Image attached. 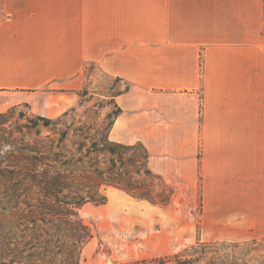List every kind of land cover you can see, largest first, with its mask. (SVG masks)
<instances>
[{
	"label": "crops",
	"instance_id": "crops-1",
	"mask_svg": "<svg viewBox=\"0 0 264 264\" xmlns=\"http://www.w3.org/2000/svg\"><path fill=\"white\" fill-rule=\"evenodd\" d=\"M87 65L125 84L109 139L197 188L207 239L264 237V0H0V112L60 115Z\"/></svg>",
	"mask_w": 264,
	"mask_h": 264
},
{
	"label": "trees",
	"instance_id": "trees-1",
	"mask_svg": "<svg viewBox=\"0 0 264 264\" xmlns=\"http://www.w3.org/2000/svg\"><path fill=\"white\" fill-rule=\"evenodd\" d=\"M120 111L117 107L114 118ZM62 116H39L49 133L37 130L31 139L0 133V264H81L93 232L78 211L86 203L104 204L108 187L162 207L172 199L174 188L152 171L141 142L110 140L112 121L102 131L73 128L74 136L90 139L89 144H68L70 127L59 126ZM241 246L198 241L153 263L264 264V256L249 258Z\"/></svg>",
	"mask_w": 264,
	"mask_h": 264
},
{
	"label": "rangeland",
	"instance_id": "rangeland-1",
	"mask_svg": "<svg viewBox=\"0 0 264 264\" xmlns=\"http://www.w3.org/2000/svg\"><path fill=\"white\" fill-rule=\"evenodd\" d=\"M124 88V82L118 78L87 65L76 102L58 115L67 113L59 125L70 127L67 143L82 140L89 144L90 139L74 136L72 129L76 127L90 128L91 132L107 130L117 108L114 97ZM0 113V133L13 132L15 137L23 134L27 139L34 138L37 130L40 135L49 133L44 121L38 118L43 115L32 111L28 104L15 105ZM105 194L104 204L86 203L78 211L93 232V238L83 249L81 264H154V258L183 253L198 241L238 242L242 244L240 253L248 251L247 257L264 256V237L238 241L206 238L199 222L197 188L193 193L177 190L166 208L139 201L114 187H108Z\"/></svg>",
	"mask_w": 264,
	"mask_h": 264
}]
</instances>
